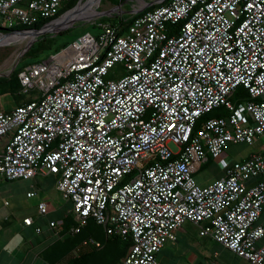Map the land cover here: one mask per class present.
Listing matches in <instances>:
<instances>
[{
  "label": "built area",
  "instance_id": "obj_1",
  "mask_svg": "<svg viewBox=\"0 0 264 264\" xmlns=\"http://www.w3.org/2000/svg\"><path fill=\"white\" fill-rule=\"evenodd\" d=\"M71 1L0 0V39L53 30ZM159 1L126 27L104 22L98 35L19 72L23 92H39L0 109V176L55 175L73 203L72 234L94 220L107 236L131 237L120 264H159L186 223L264 264V180L246 183L264 175V154L224 157L230 144L264 135V0ZM238 87L248 100H234ZM219 107L229 114L205 117ZM210 159L225 175L201 186L195 173Z\"/></svg>",
  "mask_w": 264,
  "mask_h": 264
},
{
  "label": "crops",
  "instance_id": "obj_2",
  "mask_svg": "<svg viewBox=\"0 0 264 264\" xmlns=\"http://www.w3.org/2000/svg\"><path fill=\"white\" fill-rule=\"evenodd\" d=\"M34 97L27 100L29 101ZM16 106L4 110H10ZM4 146L5 140L2 139L0 140V155L4 151ZM256 153L264 154V135L259 136L252 145L245 143L230 144L225 150L224 157L234 162L245 160ZM211 165L215 169V175L203 183L196 180L199 185L207 186L225 175V171L220 167L219 162L212 159L203 163L195 173V179L201 170L209 168ZM261 180H264V175L252 178L246 183L248 186H253ZM4 181L8 182V187L5 186ZM18 181H20L19 184H24L21 186L28 198L39 196L38 205L46 203L49 210L55 208L50 201L52 200V192L50 191L55 190L59 194V202L61 200L69 203L68 213L59 218L42 221V218L48 215L49 210L46 214H41L38 210L35 217L29 213H20L19 207L12 208L11 198H13L15 190L11 184ZM30 192H35L36 195L29 197L28 193ZM59 202L57 205H60ZM72 208V201L64 198L57 190L56 177L53 174L40 173L33 178L10 181L0 176V264H54V261L46 256L58 238L55 228H52L50 224L53 221H63V218L71 213ZM27 217L33 218L32 225L24 223V219ZM258 224L264 225V209ZM37 228H41L42 231L37 232ZM200 231V226L186 223L178 231L177 240L169 241L159 252V264H252L211 237L202 236ZM258 245H264V237L258 241Z\"/></svg>",
  "mask_w": 264,
  "mask_h": 264
},
{
  "label": "rangeland",
  "instance_id": "obj_3",
  "mask_svg": "<svg viewBox=\"0 0 264 264\" xmlns=\"http://www.w3.org/2000/svg\"><path fill=\"white\" fill-rule=\"evenodd\" d=\"M81 2V3H80ZM149 2H155V4L161 3L159 0H126L123 2L120 6L124 7L122 10V13L124 15L134 14L132 11H136L138 9L143 8L146 6ZM80 3V4H79ZM77 6V7H76ZM76 7L73 11L67 13L65 16H63L59 21L56 22L53 30L48 31H41L38 30V34L34 36L25 35V36H8L3 39H0V82L2 81H13V75L17 68L22 67L25 63L36 62L38 60L45 59L47 56L54 54V51H49L42 56L38 58L31 59L26 56L28 51L32 48V46L35 44L36 40L41 38L42 36L46 35H55L57 34V44L62 43H71L72 45L75 41H77L79 38H77L78 35H80V32H82L83 27L87 25L88 23L95 22L96 20L102 18L103 16H112L117 15L121 12H118V6L115 4L105 1V0H79V2L76 4ZM79 11H78V10ZM128 10V11H127ZM111 11V14L103 15L100 14L104 12ZM137 14V13H135ZM67 17V18H66ZM66 18V19H65ZM62 21V22H61ZM65 25V26H64ZM69 29L70 31L66 32L63 35H58L59 32H63ZM87 30L90 31L93 35H98L102 27L99 25H88ZM52 55V56H56ZM118 68H115L111 71L110 75L115 76ZM115 72V73H114ZM38 90H33L29 93H22L23 98H19V101L22 103L23 101H26L28 98H32L34 96L38 95ZM14 105H17V103L14 101L13 96L11 95L10 90L6 86H1L0 84V108L3 109H9L13 107ZM6 107V108H5ZM171 147L173 149H176L174 144H171ZM215 175V169L213 165H211L209 168H204L199 172L197 175V181L199 183H203L204 181H209L212 179V177ZM6 184L5 186L8 187V182L4 181ZM20 181L11 184L13 189L15 190V193L13 194L12 199V208H20V213H29L36 217L38 214V200L39 196L28 198L23 192L22 186L24 184H19ZM19 185V186H18ZM20 188V190H19ZM52 195L50 200L53 205L55 206L54 209H50L48 215L45 216V218H42V221H47L52 218H59L68 213V210L70 208L69 203H65L64 201L59 202V194L52 189ZM60 203V205H57V203ZM98 229L102 230L99 234V236H96V240L102 241L103 247L100 249H96L92 243L90 245H84L83 239L88 234V232L80 233V234H72L70 231L65 232L64 230L55 229V231L58 234L57 241L53 245L52 249L49 250L46 253V256L49 257L51 260L54 261V264H60V261L65 259H70L72 257L79 256L82 252L88 253L93 252L96 250V254H94L93 257L90 258V261H88L86 264H105V260H107L108 255L112 253L114 255V252L116 253V250H113L114 247H110L109 250H106L108 248V245L106 244V234L104 232V228L101 226ZM122 260V257L119 259L118 262L115 264H119Z\"/></svg>",
  "mask_w": 264,
  "mask_h": 264
},
{
  "label": "trees",
  "instance_id": "obj_4",
  "mask_svg": "<svg viewBox=\"0 0 264 264\" xmlns=\"http://www.w3.org/2000/svg\"><path fill=\"white\" fill-rule=\"evenodd\" d=\"M105 1H109L113 4H115L116 6H118V9H119L118 12H121V13L114 15V17H112L110 15L109 16H103L102 18L96 20L95 22L88 23L87 25H85L83 27L82 32H80V35H78L77 38H80L83 35L90 33V31L87 30V26L90 24L96 26V25H98V23L100 25L104 22H112L113 24H116V25L124 28L128 24H130L134 18H136L139 15V14H132V13L129 15H124L122 13V10L124 9V7H121L120 5L123 2H125L126 0H105ZM78 2H79V0H72L71 3L62 11V13L66 12L67 10L76 6V4ZM166 2L167 1L165 0L163 3H166ZM158 5H161V4H153L149 7H147L145 10L153 9V8L157 7ZM36 27H37V29H40L41 25H37ZM68 31H70V30L67 29L66 31L59 32L58 35H63ZM70 44L71 43H69V42L57 44V34L42 36L41 38L36 40L35 44L28 51L26 56L31 58V59H34V58H38V57L42 56L43 54H45L49 51H54V54H52V55H55V54L62 52L64 49H66L68 46H70ZM52 55H49L46 58H48ZM45 59L38 60L36 62L29 61L28 63H25L24 65H22V67L16 69V71L14 72V75H13L14 79L12 82H9L8 80L0 82L1 86L8 87V89L11 92V95L13 96L14 101L17 103V106L28 101V100L23 101L22 103L19 101V98L25 97L22 94L23 93L22 85H21L19 77H18L19 72L24 67H26L27 65L32 64V63L41 62ZM248 98H249L248 90H246L244 87H238L236 94L234 96V100L242 101V100H248ZM228 114H229L228 110L225 107H219V108L212 110L205 117H220V116H227ZM210 160H212V159H210ZM63 222H64V226H63L62 230H64L65 232H69L71 227L75 224V219H74L73 215L70 213L67 217L63 218ZM99 227H101V226H99L94 220H91L89 222L88 226H86L83 229V231L81 232V234L84 232H88V234L83 239V242L87 239L88 240L89 239L96 240L97 239L96 236H99V234L101 232H103L102 230L98 229ZM96 241L100 242L102 247H103L102 241H100V240H96ZM105 241H106V244L108 245V248H106V250H109L110 247H114L113 250H116V253L114 252V255H112V253H111V255L110 254L108 255L107 260H105V262H106L105 264H115L116 262L119 261V259L121 257L123 260V258L127 255L129 248L132 245L131 237L123 238V237L117 236V235H113V236H107L106 235ZM102 247H100V248H102ZM100 248L96 247V249H100ZM96 253H97L96 250H94L93 252L92 251L88 252V253L82 252L77 257H72L70 259L63 258L64 260L60 261V264H86L88 261H90V258L93 257L94 254H96Z\"/></svg>",
  "mask_w": 264,
  "mask_h": 264
},
{
  "label": "water",
  "instance_id": "obj_5",
  "mask_svg": "<svg viewBox=\"0 0 264 264\" xmlns=\"http://www.w3.org/2000/svg\"><path fill=\"white\" fill-rule=\"evenodd\" d=\"M81 3V2H80ZM79 3V4H80ZM153 4V2H149V3H147L146 4V6H144L143 8H141V9H138V10H134V11H132L134 14L135 13H137V14H139V13H141L143 10H145L147 7H149V6H151ZM77 7V6H76ZM75 7V8H76ZM107 14H111V11H108V12H104V13H102V14H100L101 16H103V15H107ZM25 35L26 34H28V32H23ZM32 33L34 34V35H37L39 32L38 31H32ZM70 47H72V45H70V46H68L66 49H69Z\"/></svg>",
  "mask_w": 264,
  "mask_h": 264
},
{
  "label": "bare ground",
  "instance_id": "obj_6",
  "mask_svg": "<svg viewBox=\"0 0 264 264\" xmlns=\"http://www.w3.org/2000/svg\"><path fill=\"white\" fill-rule=\"evenodd\" d=\"M78 10V9H77ZM79 11V10H78ZM67 18V17H66ZM65 18V19H66ZM59 21V20H58ZM62 22V21H61ZM56 24V23H55ZM55 24L53 26H55ZM65 26V25H64ZM12 36H15V37H18L17 35H12ZM3 39V38H2Z\"/></svg>",
  "mask_w": 264,
  "mask_h": 264
}]
</instances>
